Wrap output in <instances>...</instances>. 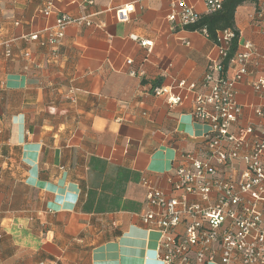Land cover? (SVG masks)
Listing matches in <instances>:
<instances>
[{"label":"crops","instance_id":"crops-1","mask_svg":"<svg viewBox=\"0 0 264 264\" xmlns=\"http://www.w3.org/2000/svg\"><path fill=\"white\" fill-rule=\"evenodd\" d=\"M84 1L0 0V264H163L160 234L141 220L142 180L177 195L182 155L199 153L210 131L191 113L209 94L204 79L219 50L201 32L173 28L178 0ZM186 1L206 14L204 0ZM131 4L130 20L119 21L115 10ZM63 16L85 21L43 46ZM235 23L236 52L246 43L253 51L232 131L260 134L264 99L252 83L264 78V0L239 6Z\"/></svg>","mask_w":264,"mask_h":264},{"label":"built area","instance_id":"built-area-1","mask_svg":"<svg viewBox=\"0 0 264 264\" xmlns=\"http://www.w3.org/2000/svg\"><path fill=\"white\" fill-rule=\"evenodd\" d=\"M84 2L94 4V0ZM223 2L204 0L206 14L220 11ZM50 11L48 6L43 13L49 15ZM115 12L119 21L128 22L135 5L119 7ZM201 16L186 0H178L172 4L168 20L173 28L187 29ZM83 21L60 17L56 30L42 45L56 47L69 25ZM203 34L209 38L207 31ZM31 38L36 40L38 36ZM234 38L233 30L219 33L215 45L220 60L210 65L203 84L209 94L200 93L195 98L192 119L208 124L210 131L199 153L182 155L173 185L178 194L169 196L147 179L142 180L149 210L141 220L159 232V259L163 264H264V132L258 134L253 126L232 131L243 113L236 85L248 74L253 45L246 43L244 52L233 55L228 68L237 67L234 76L228 78L225 61ZM141 45L149 44L142 41ZM130 74L139 75L135 70ZM179 86L189 91L196 88L185 81ZM252 86L264 99V78ZM164 93L159 88L154 90L156 96ZM169 102L179 104L181 98L170 97ZM255 114L264 118V107H257ZM3 235L0 231V240Z\"/></svg>","mask_w":264,"mask_h":264},{"label":"trees","instance_id":"trees-1","mask_svg":"<svg viewBox=\"0 0 264 264\" xmlns=\"http://www.w3.org/2000/svg\"><path fill=\"white\" fill-rule=\"evenodd\" d=\"M258 0H224L222 9L213 14H204L195 25L189 26L187 30L203 33L207 31L209 39L216 43L220 32L233 30L235 38L232 41L228 59L225 61V69H228L230 59L238 48L239 32L236 30L235 13L237 8L246 3H256Z\"/></svg>","mask_w":264,"mask_h":264}]
</instances>
